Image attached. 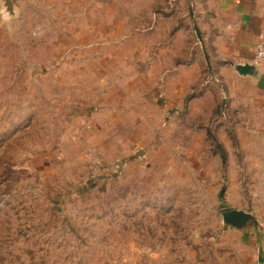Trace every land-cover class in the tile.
<instances>
[{
  "label": "rangeland",
  "instance_id": "rangeland-1",
  "mask_svg": "<svg viewBox=\"0 0 264 264\" xmlns=\"http://www.w3.org/2000/svg\"><path fill=\"white\" fill-rule=\"evenodd\" d=\"M200 2L0 0V264H264V95L160 103Z\"/></svg>",
  "mask_w": 264,
  "mask_h": 264
},
{
  "label": "crops",
  "instance_id": "crops-1",
  "mask_svg": "<svg viewBox=\"0 0 264 264\" xmlns=\"http://www.w3.org/2000/svg\"><path fill=\"white\" fill-rule=\"evenodd\" d=\"M200 1L193 44L186 43L180 28L174 35L178 41L167 40L168 45H163L162 51H159L165 56L162 99L160 102L157 97L156 102L169 109L182 107L188 92L202 79L196 69L198 64H204L209 69L206 81L210 83L201 89L199 95L209 96L211 87L221 92L222 86L232 98L233 105L235 84L238 85L237 92H241L244 98L264 95V66L259 68L256 76L240 75L236 71V65L251 60L259 35L264 32V0ZM176 55L182 58L177 63L174 60ZM172 56L176 57L173 59ZM188 57L193 58L190 64H186Z\"/></svg>",
  "mask_w": 264,
  "mask_h": 264
},
{
  "label": "water",
  "instance_id": "water-1",
  "mask_svg": "<svg viewBox=\"0 0 264 264\" xmlns=\"http://www.w3.org/2000/svg\"><path fill=\"white\" fill-rule=\"evenodd\" d=\"M236 71L240 75L256 76L259 73V68L251 62H246L236 65ZM221 192H223V190ZM221 219L224 224L232 227H240L249 221H256L252 214L239 209L223 211L221 213Z\"/></svg>",
  "mask_w": 264,
  "mask_h": 264
},
{
  "label": "built area",
  "instance_id": "built-area-1",
  "mask_svg": "<svg viewBox=\"0 0 264 264\" xmlns=\"http://www.w3.org/2000/svg\"><path fill=\"white\" fill-rule=\"evenodd\" d=\"M258 68L264 66V32L260 33L257 43L253 48L252 58L249 61Z\"/></svg>",
  "mask_w": 264,
  "mask_h": 264
}]
</instances>
